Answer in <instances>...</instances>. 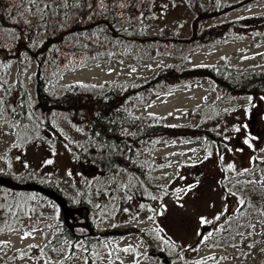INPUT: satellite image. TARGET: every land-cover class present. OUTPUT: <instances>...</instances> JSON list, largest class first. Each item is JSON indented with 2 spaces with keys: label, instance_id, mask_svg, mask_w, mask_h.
Returning <instances> with one entry per match:
<instances>
[{
  "label": "rangeland",
  "instance_id": "374dc122",
  "mask_svg": "<svg viewBox=\"0 0 264 264\" xmlns=\"http://www.w3.org/2000/svg\"><path fill=\"white\" fill-rule=\"evenodd\" d=\"M198 1L208 10L213 3L238 0ZM8 3L15 11L25 10L20 1ZM263 14L264 0H252L208 19L207 24ZM192 17L187 0H157L147 33L183 38L190 33ZM262 27L247 25L241 37L196 47L190 54H185L186 47H168L166 55L139 62L120 56L81 63L71 56L67 61L70 66L58 82L90 86L124 80L142 82L172 65L184 68L227 64L240 70H264ZM35 70V64L26 68L13 66L8 83H19L33 93ZM215 92L205 79L183 82L133 110L134 114L159 117L166 125L184 127L185 132L151 153L160 163L152 179L156 187L162 188L155 199L148 201L141 194H130L116 211L95 224L97 230L148 229L157 250L168 245L179 253V259L172 264H264V100H217ZM85 113H81L78 123L58 114L54 126L57 135L42 129L41 138L33 132L18 138L9 124L0 123V167L14 180L52 181L64 193L73 195L84 174L75 152L85 138ZM35 198L41 210L22 218L17 227L0 231V241L8 242L0 251L4 264H163L150 253L147 241L134 233L109 236L117 247L129 249L116 257L106 249L93 255L78 246L70 250L66 245L46 249L42 254L40 249L50 234L48 226H55L59 208L42 196ZM241 199L245 201L243 205L238 204ZM218 215L220 220H216ZM201 217L210 223L201 224ZM236 222L238 230L232 231ZM227 227L230 233L218 241L219 230ZM26 232L32 235L22 238ZM208 233L211 235L201 242Z\"/></svg>",
  "mask_w": 264,
  "mask_h": 264
},
{
  "label": "trees",
  "instance_id": "16d2710c",
  "mask_svg": "<svg viewBox=\"0 0 264 264\" xmlns=\"http://www.w3.org/2000/svg\"><path fill=\"white\" fill-rule=\"evenodd\" d=\"M16 1H20L25 8L31 7L26 0ZM156 1L134 0V6L127 11L110 6L107 12L93 15L90 20L85 15L86 8L68 9L71 19L63 26L57 23L63 17L55 15L47 19V26L41 22L38 28H26L24 20H31L36 25L37 17L15 11L9 6L8 0H0V43L4 44L5 49H10L8 52L0 50V60L7 58L11 61V67L0 68V74L5 75L8 80L13 66H36L33 93L19 83L6 85L12 87L11 95L7 99L17 111L13 113L10 109L6 110L0 123L9 124L16 134L19 133L18 138L27 132H33L37 138H41L42 129L57 135L58 131L54 126L58 114L67 115L74 123H78L81 113L86 112V124L83 127L85 138L78 143L75 152L84 174L73 195L64 193L52 181H18L43 185L60 193L69 206L87 208V217L93 227L106 214L116 211L132 193L141 194L148 201L153 200L156 192L162 188L156 187L152 180L153 172L160 163L151 157V153L161 144L176 136H182L185 132L184 127L166 125L161 118L154 115L134 114L135 108L145 105L178 84L201 79L210 82L216 91L217 100L235 97H247L252 101L257 98L264 100V70H240L227 64L184 68L172 65L142 82L124 80L106 86L86 87L80 86L81 84H59L62 73L68 69L65 65H69L67 61L71 56L79 59L81 63L100 62L120 56L139 62L166 55L169 53L168 47H186L185 54H190L196 47L237 39L242 36L247 25L262 24L260 29L264 35V14L214 25L207 24L208 19L252 0L213 3L209 6V11L199 1L187 0L193 16L188 36L179 38L149 35L147 28ZM81 3L83 4V0ZM120 12H123L122 16L117 15ZM96 25H100L103 30L96 28ZM93 30L97 33L96 36H92ZM29 37L36 41L32 47L27 46ZM117 39L119 43H116ZM84 45L88 47L85 48ZM109 52L114 54L109 56ZM99 53L104 55H98ZM21 103L24 106L17 107ZM29 111L33 113L32 119H28ZM16 121L20 122L19 127L14 126ZM190 129L198 130L195 126ZM0 171L6 172V169L0 167ZM6 173V176L14 179L10 172ZM0 188L3 191L0 193V204L11 206V211L7 207L0 209V221H6L0 222L3 230L17 227L22 218L41 210L35 195L42 196L49 204L57 206L54 201L37 191L12 190L2 186ZM57 219L55 226H48L50 234L40 249L42 254L46 249L63 245L70 250L78 246L93 255H97L100 249H106L112 257L125 253L124 249L110 241L109 236L88 235L86 229L75 225L83 221L81 216L76 215V221L71 222L74 225L73 231L64 223L60 210ZM238 224H234L236 227L232 231L238 230ZM229 228L219 230L218 241L230 233ZM140 231L149 240L152 238L150 230ZM158 249L166 254L171 263L179 259V253L173 246L170 248L166 245ZM0 264H4L1 256Z\"/></svg>",
  "mask_w": 264,
  "mask_h": 264
},
{
  "label": "snow or ice",
  "instance_id": "6c2138e0",
  "mask_svg": "<svg viewBox=\"0 0 264 264\" xmlns=\"http://www.w3.org/2000/svg\"><path fill=\"white\" fill-rule=\"evenodd\" d=\"M26 3L28 5H31V7L25 8L24 12L30 13L33 16L37 17L36 25H33L31 20L25 19L24 27L26 28L28 27L38 28L41 22H44L45 26H47V19L55 15H60L63 17L62 20H59L57 22L60 26H63V24L66 23L68 19H71V17L68 14V9H79L84 7L87 9L85 15L90 20L92 19L93 15L100 14V12H107L110 6L114 8L122 9L124 11H127L129 8L134 6V0H83V4L81 3V0H26ZM21 15L23 16L24 13H21ZM117 15L122 16L123 12L117 13ZM9 17L11 18V10H9ZM110 27L114 28L115 26L110 25ZM96 28H100L101 31L103 30L100 25H96ZM115 30L120 31L119 29H115ZM123 30L127 31V29H123ZM6 31H15V29L12 30L6 29ZM82 34L83 33H81V35ZM96 35L97 33L93 30L92 36H96ZM35 43L36 41L32 37H29V43L27 46L32 47L35 45ZM116 43H119L118 39L116 40ZM84 47L87 48L88 46L84 45ZM0 50H3L5 52L10 51V49L4 48L3 43H0ZM113 54L114 53L112 52L108 53L109 56ZM25 55H27V53H25ZM98 55H104V53H99ZM92 58L95 59L96 57H92ZM10 67H11L10 60H8L7 58H5L4 60H0V68H10ZM65 67L68 68L69 65H65ZM26 70L27 69H24V71ZM133 71H135V69H133ZM55 74L56 72L54 71L53 75ZM29 79H31V77H29ZM6 85H8V80L5 78V75L0 74V120H3L6 110L10 109L11 112L13 113H16L17 111V108L13 107L7 99V97L11 95L12 87H6ZM80 86L86 87V85H82V84ZM23 106L24 105L22 103L17 105V107H23ZM27 115H28V119H32L33 116L32 112L29 111ZM14 126L19 127L20 122L16 121V124ZM24 127L26 128L27 126L25 125ZM17 135H19V133ZM245 142L247 143V141ZM47 163H52V161L48 160ZM231 167L232 166L229 165V168ZM190 189L191 186L189 187V190ZM153 199H155V197H153ZM244 203L245 201L242 199L238 201L239 205H243ZM6 207L9 209V211H11V206L0 204V209H4ZM141 207H143V205H141ZM125 211H127V209H125ZM225 211H227V209H225ZM236 211H239V209L237 208ZM220 218L221 217L219 215L216 216V220H220ZM0 222L6 223V221H0ZM200 222L201 224L210 223V221H207L204 217H201ZM0 231H3V228H0ZM31 235H32L31 232H26L24 233V236L22 238H26ZM210 235L211 233H208L207 236H204L201 242L207 240L208 236ZM7 243H8L7 241H0V251L3 250V247L7 246ZM30 247H34V246L30 245ZM248 247H254V245H248ZM124 251L127 252L129 251V249L126 248L124 249ZM210 259H214V258L210 257ZM195 264H206V261L205 262L196 261Z\"/></svg>",
  "mask_w": 264,
  "mask_h": 264
},
{
  "label": "water",
  "instance_id": "95a60500",
  "mask_svg": "<svg viewBox=\"0 0 264 264\" xmlns=\"http://www.w3.org/2000/svg\"><path fill=\"white\" fill-rule=\"evenodd\" d=\"M0 186L12 190L37 191L45 195L46 197L50 198L59 207L64 223L68 228L71 229V231H73V226H74L71 224V222L76 221V215H79L81 216L83 221L75 225H79L85 228L88 231V235L121 236L129 233L140 235L147 241V244L151 250L150 253L152 255L157 256L159 259H161L163 264H172L167 258L166 254L162 251L157 250L153 245V243L149 240V238L146 235H144L139 229L125 228V229H111V230L99 231L95 227H93L90 221L88 220L87 208L69 206L67 204V201L64 199V197L55 190H52L48 187L37 184L35 182H19L3 174H0Z\"/></svg>",
  "mask_w": 264,
  "mask_h": 264
}]
</instances>
